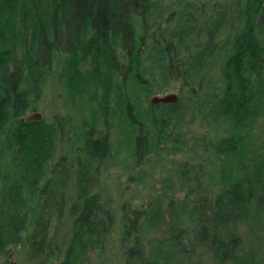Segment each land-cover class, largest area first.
Segmentation results:
<instances>
[{
	"label": "trees",
	"instance_id": "1",
	"mask_svg": "<svg viewBox=\"0 0 264 264\" xmlns=\"http://www.w3.org/2000/svg\"><path fill=\"white\" fill-rule=\"evenodd\" d=\"M50 78L59 79L68 98H78L81 112L25 121ZM170 86L179 88L177 102L152 103ZM93 101L131 137L123 148L137 163L148 154L164 162L162 146H190L183 125L198 117L209 124L200 152L209 156L187 169L186 204L176 209L170 202L177 215L171 238L143 242L153 202L146 211L121 208L122 241L133 242L130 260L195 264L201 250L219 263L261 264L251 231L264 218V142L254 137L264 117V0H0L4 264L18 247L34 259L45 255L42 264H78L82 240L104 250L102 238L116 218L90 192V182L106 169L111 144L94 118L88 130L81 119L85 110L96 113ZM70 179L76 185L67 208ZM68 209L74 218L64 244L49 229ZM248 220L253 225L242 235Z\"/></svg>",
	"mask_w": 264,
	"mask_h": 264
},
{
	"label": "rangeland",
	"instance_id": "2",
	"mask_svg": "<svg viewBox=\"0 0 264 264\" xmlns=\"http://www.w3.org/2000/svg\"><path fill=\"white\" fill-rule=\"evenodd\" d=\"M53 68L59 71V66H56L53 62ZM49 85L44 94L43 99L39 102L36 112L41 114V119L44 122L49 123L52 116L55 113L59 115L64 114L67 116L71 113L72 118L76 114H79L81 110L78 106V98L73 97L71 100L65 94V91L59 85V79L50 78ZM51 88V89H50ZM166 93H180L179 88L170 86ZM102 91L99 89L97 95L100 96ZM165 93L156 94L162 96ZM69 97H71L69 95ZM179 97V96H178ZM114 95L111 93L108 97V101L112 106ZM109 104V105H110ZM88 106L86 103L84 104ZM90 107L95 109L96 113L85 110L82 114L84 121L86 120L88 126L92 125V121L96 122V130L102 133H108L109 142L111 144L110 157H107L104 167H100L99 173L95 175L90 182V192L99 193L102 203L111 210L116 218L114 226L110 233L102 238V244L104 250L100 252L99 247L94 244L88 245L86 240H82V246H79V253L77 255L78 264H136L133 260H130L127 256V249L132 246L131 240L127 242L122 241V232L119 228L120 219L123 215L122 207L148 210L150 202H153V210L147 218L150 235L144 239V243L148 240L157 239L165 240L172 237V228L177 221V215L170 202L173 200L176 205V209L183 207L186 202V173L187 169L196 165L197 158L208 157V152L204 151L201 155L200 152L204 148V141L202 137H208V123H202L199 117L193 122L188 124V128L184 126V137L190 141V146L182 144L180 148H174L172 142L169 143V147H163L161 153L164 162L154 161L152 156L148 154L144 155V161L134 162L130 160L128 151L125 152L126 143H130L131 137L126 139V134L120 132V128L116 127L115 121L108 115L103 114L101 106L97 102H92ZM88 108V107H87ZM113 108V107H112ZM63 115V116H64ZM179 125V121H177ZM111 126V127H110ZM257 130L254 133V137L264 142V117H262L257 125ZM126 127V126H124ZM108 129V131H106ZM174 144H178L179 140H175ZM189 144V143H188ZM206 145V144H205ZM59 146V145H58ZM129 147L131 146L128 145ZM127 146V148H129ZM130 149V148H129ZM57 156L62 154V148L56 147ZM131 151V149H130ZM160 157V156H158ZM148 160L152 161L150 163ZM127 163V164H126ZM158 163H161L158 165ZM74 167V166H73ZM72 167V168H73ZM75 169V168H74ZM143 170L140 176V171ZM74 172V171H73ZM140 176V177H139ZM68 191L64 194V198L68 203L67 208L71 204V199L75 192V183L73 179L69 180ZM185 185V186H184ZM66 184L64 186L65 190ZM66 188V189H67ZM163 195V196H161ZM67 212L60 216L54 217L51 221L49 233L56 234L58 240L62 243H68L70 236L72 235V220L73 215ZM102 217L105 213L100 214ZM98 217H100L98 215ZM57 218V219H56ZM253 225L252 221L248 220L246 224L241 225V233L245 235L246 231ZM253 234V246L259 250V259L261 264H264V218L257 227L251 231ZM55 241V239H54ZM85 242V243H84ZM249 242L246 243L248 248ZM144 252L147 258L151 254L149 245L144 248ZM198 250L195 254V264H224L219 263L208 253H202ZM7 258H9V264H42L46 263V256L42 255L38 259H34L29 255L27 248L18 247V249H12ZM169 262V261H168ZM243 263L237 264H249L246 258L243 259ZM161 263H164L161 261ZM0 264H4V258L0 256ZM170 264V263H169ZM171 264H176L172 262ZM232 264V263H225Z\"/></svg>",
	"mask_w": 264,
	"mask_h": 264
},
{
	"label": "water",
	"instance_id": "3",
	"mask_svg": "<svg viewBox=\"0 0 264 264\" xmlns=\"http://www.w3.org/2000/svg\"><path fill=\"white\" fill-rule=\"evenodd\" d=\"M179 99L178 94L176 93H167L162 96L154 95L151 98L152 103H175ZM41 119V114L39 112H32L28 114V116L25 118V121H31V120H39Z\"/></svg>",
	"mask_w": 264,
	"mask_h": 264
}]
</instances>
